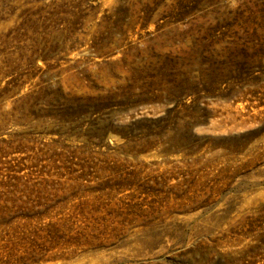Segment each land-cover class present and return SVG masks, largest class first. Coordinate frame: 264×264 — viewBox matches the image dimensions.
Returning a JSON list of instances; mask_svg holds the SVG:
<instances>
[{"label": "rangeland", "instance_id": "obj_1", "mask_svg": "<svg viewBox=\"0 0 264 264\" xmlns=\"http://www.w3.org/2000/svg\"><path fill=\"white\" fill-rule=\"evenodd\" d=\"M0 264H264V0H0Z\"/></svg>", "mask_w": 264, "mask_h": 264}]
</instances>
